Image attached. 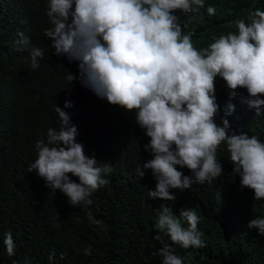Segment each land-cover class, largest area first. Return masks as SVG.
<instances>
[{
    "label": "clouds",
    "instance_id": "9594fccd",
    "mask_svg": "<svg viewBox=\"0 0 264 264\" xmlns=\"http://www.w3.org/2000/svg\"><path fill=\"white\" fill-rule=\"evenodd\" d=\"M203 7L205 0H48L45 14L51 27L43 34L51 40L54 55L77 62L82 86L112 106L135 112L136 123L150 138L143 147L152 158L136 168L141 179L144 170L150 169L156 180L149 199L174 202L177 197L171 190L183 192L194 182L222 180L225 171L217 151L223 144L233 165L227 174L229 182L235 183L238 176L241 190H251L254 200H264V142L259 134L249 136L233 129L226 117L236 106L229 102L220 116L216 96L220 78L230 100L239 98L255 110V116L264 115V10L253 5L247 21L231 22L236 32L220 35L206 48L197 49L192 39L195 33L184 32L176 13L186 16ZM215 12V7L207 8L208 15ZM18 36L16 44L30 48L31 68L38 69L44 49L31 46L23 32ZM65 79L72 84L77 77L68 72ZM239 89H246L247 95ZM64 107L73 104L66 100ZM54 110L60 128H49L46 139L36 142L37 158L28 172L36 171L45 187L54 194L59 190L71 206L87 208L93 204V194L109 185L106 177L114 168L111 163L98 162L94 155L87 156L76 140L78 130L69 113L57 105ZM177 166L187 168L191 175ZM154 211L157 234L153 240L162 247L153 255L161 258V264H190L192 253L181 257L176 247H207L198 228L197 210L182 208L177 216L171 206L162 204ZM88 219L100 223L91 213ZM247 227L264 236V218L251 219ZM3 244L7 254L14 256L11 231L3 234ZM84 254L91 255V246ZM54 256L50 253L49 260Z\"/></svg>",
    "mask_w": 264,
    "mask_h": 264
},
{
    "label": "trees",
    "instance_id": "16d2710c",
    "mask_svg": "<svg viewBox=\"0 0 264 264\" xmlns=\"http://www.w3.org/2000/svg\"><path fill=\"white\" fill-rule=\"evenodd\" d=\"M47 4L48 0H0V264H161L153 253L162 245L153 236L154 209L162 204L171 206L177 216L182 208H195L201 217L198 228L207 247H176L181 257L192 253L190 264H264V236L247 227L251 219L264 218V200H254L251 190H241L238 176L235 183L229 182L233 165L225 145L217 151L225 171L222 180L194 182L183 192L171 190L177 197L174 202L149 199L156 180L150 169L141 179L136 168L152 158L143 147L150 138L136 123L135 112L98 98L81 85L77 62L53 54L51 40L43 34L51 27ZM253 5L264 10V0H205V7L176 15L185 33H195L194 46L203 49L220 35L236 32L231 22L247 21ZM209 6L215 7L214 15H208ZM18 32L30 37L31 46L44 49L38 69L31 68L30 48L16 44ZM68 72L77 77L72 84L65 79ZM239 91L247 95L246 89ZM216 96L220 116L229 102L236 106L226 117L233 129L259 134L264 142V115L255 116V110L239 98L230 100L220 78ZM66 100L72 108L64 107ZM56 105L69 113L85 154L114 168L106 177L109 185L93 194V204L87 208L71 206L59 190L54 194L46 188L36 171L28 172L37 158L36 142L46 139L49 128H60ZM216 122L220 123L219 117ZM177 170L191 175L187 168ZM68 175L79 183L78 177ZM89 213L100 223L89 220ZM8 231L16 246L14 256L3 244ZM89 246L91 255H85Z\"/></svg>",
    "mask_w": 264,
    "mask_h": 264
}]
</instances>
